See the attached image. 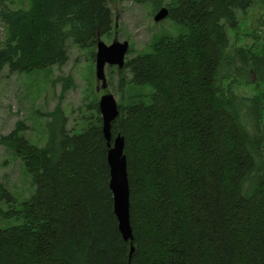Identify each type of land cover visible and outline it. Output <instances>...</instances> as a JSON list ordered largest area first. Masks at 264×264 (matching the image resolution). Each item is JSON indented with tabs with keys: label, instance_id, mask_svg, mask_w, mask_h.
Masks as SVG:
<instances>
[{
	"label": "trees",
	"instance_id": "16d2710c",
	"mask_svg": "<svg viewBox=\"0 0 264 264\" xmlns=\"http://www.w3.org/2000/svg\"><path fill=\"white\" fill-rule=\"evenodd\" d=\"M112 1L30 0L13 9L0 0L8 33L0 74L64 65L69 42L95 48L112 30ZM150 2L166 6L180 30L156 35L117 70L123 91L129 83L151 90L119 103L111 128L125 142L134 252L114 213L98 103L80 133L57 106L43 147L23 122L0 139L35 186L19 208L0 209L20 220L0 228V264H264V92L243 97L231 87L238 77L264 84V52L235 48L227 34L253 0ZM0 198L14 200L2 184Z\"/></svg>",
	"mask_w": 264,
	"mask_h": 264
},
{
	"label": "rangeland",
	"instance_id": "374dc122",
	"mask_svg": "<svg viewBox=\"0 0 264 264\" xmlns=\"http://www.w3.org/2000/svg\"><path fill=\"white\" fill-rule=\"evenodd\" d=\"M13 9H28L30 0H4ZM171 2V0H166ZM113 15L111 32L101 37L108 45L114 40L128 41L130 44L127 58H132L150 50L156 35L170 33L176 35L179 28L168 18L155 22V10L150 0L134 2L132 0H114L110 3ZM160 9V8H159ZM238 26L227 27L230 44L235 48H250L256 53L264 52V0H253L246 14L238 12ZM8 38L5 24L0 19V49ZM96 47L81 48L74 43L68 44V60L64 65H54L50 69L32 74L10 72L8 68L0 74V139L15 129L18 122L27 126L25 136L34 145L43 147L49 137L47 114L61 106L67 117V128L80 133L98 116L95 109L101 96L111 93L117 103H126L131 95L145 97L150 88L133 87L130 83L121 89V77L117 66L107 65L105 74L107 88L97 90L101 85L96 79ZM234 72H236L234 70ZM129 81L131 74L125 71ZM71 80L67 89L65 81ZM227 83V82H226ZM231 87L238 96L253 97L264 92V84L245 82L238 77ZM137 96V97H139ZM146 98V97H145ZM101 116V114H100ZM0 184L12 195L13 202L7 204L0 198V209L7 211L12 205L19 208L34 192L31 176L27 173L23 161L13 150L0 141ZM20 223L16 217L0 216V228Z\"/></svg>",
	"mask_w": 264,
	"mask_h": 264
},
{
	"label": "water",
	"instance_id": "95a60500",
	"mask_svg": "<svg viewBox=\"0 0 264 264\" xmlns=\"http://www.w3.org/2000/svg\"><path fill=\"white\" fill-rule=\"evenodd\" d=\"M169 9L161 7L154 15L155 22L167 19ZM96 79L101 82L97 90L107 88L105 68L107 65L117 66L122 69L126 63V56L130 49L128 41L114 40L110 45L98 37L96 44ZM98 108L102 118V131L107 141L109 151L107 161L110 169L109 187L113 195L114 213L118 220L119 230L124 240L131 243V254L134 252L133 233L130 223V188L127 171V158L124 154V137L120 134L112 136V123L119 115L116 98L111 93L103 94L98 102Z\"/></svg>",
	"mask_w": 264,
	"mask_h": 264
}]
</instances>
